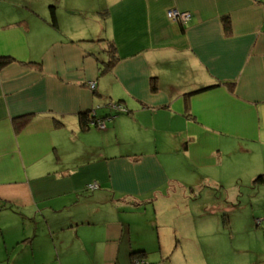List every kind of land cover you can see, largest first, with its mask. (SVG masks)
Returning <instances> with one entry per match:
<instances>
[{
	"label": "crops",
	"instance_id": "obj_1",
	"mask_svg": "<svg viewBox=\"0 0 264 264\" xmlns=\"http://www.w3.org/2000/svg\"><path fill=\"white\" fill-rule=\"evenodd\" d=\"M1 57L0 264H264L213 238L236 200L202 190L233 151L264 169V0H0Z\"/></svg>",
	"mask_w": 264,
	"mask_h": 264
},
{
	"label": "rangeland",
	"instance_id": "obj_2",
	"mask_svg": "<svg viewBox=\"0 0 264 264\" xmlns=\"http://www.w3.org/2000/svg\"><path fill=\"white\" fill-rule=\"evenodd\" d=\"M255 153L256 157L264 158V146L262 148L256 147ZM240 162H248L249 164L253 165L250 167V169H253L257 164V162L254 161V158L248 156L246 153H238L237 151H233L226 156V164L231 163V165L226 166L223 171L224 173L222 174V179L224 180L222 182L224 184V189H216L212 184H209L210 187L203 188L202 190L203 196H220L222 193L224 197H226V195H229L230 197H232V200H236V211H234V221L232 223L229 219L228 212H225L226 214L219 212V221H216L213 215H207V227L208 230L213 231V238L218 234H222L225 237L228 234L227 232L231 233L233 237L234 249L237 250L240 257H245L248 254L255 255L254 252H257L260 248L264 247V184L254 183V178L259 173H261L257 171L261 170L262 172H264V169H262L261 163L255 168L256 172L254 171L252 173L245 174L244 172H242L241 168L243 166L239 164ZM233 170L236 171L233 177L236 176L237 178L229 179ZM97 184V187L93 189L88 188V191L92 192L98 189L99 183L97 182ZM194 202L197 203L196 200ZM199 207L203 208L204 206L199 205ZM191 208L194 210V208L197 207L195 205H191ZM133 218L138 223L139 221L148 223V221H145L144 215L139 217L137 214L135 216L134 213ZM212 220L215 221L212 222ZM18 223L19 221L17 220L11 221L12 230L18 229ZM147 228L149 229V227ZM215 239L217 241H220L219 238ZM251 245L256 247H254V249H251L249 248V246ZM16 254L19 255L18 253ZM261 255H263V253L255 256L259 260ZM261 258L263 259V257Z\"/></svg>",
	"mask_w": 264,
	"mask_h": 264
},
{
	"label": "trees",
	"instance_id": "obj_3",
	"mask_svg": "<svg viewBox=\"0 0 264 264\" xmlns=\"http://www.w3.org/2000/svg\"><path fill=\"white\" fill-rule=\"evenodd\" d=\"M50 24H51L52 26H54V27H57V17H56V13H55L54 10H51ZM228 27H229V23H228V20L226 19V20H225V28H228ZM0 60H1V62H6V60H9V58H8V57H1ZM114 61H115V59H114L113 57H111V59L107 62V66L105 67V69H106L107 67H110L111 65H113ZM224 83H225V84H228L229 87H231V85L233 84L232 82H224ZM219 84H220V82H218V83H216V84H213V85L203 86V87H200V88H198L197 90L193 91L192 93H197V92H200V91H204V90H206V89H208V88L214 87L215 85H219ZM114 103H116V104H120V103H119V102H112V103L109 104L110 107H112V108L115 110V112H117L118 110L112 106ZM120 105H121V104H120ZM121 106H122V105H121ZM123 107H124V106H123ZM124 108H125V107H124ZM125 109H126V108H125ZM126 111H127V109H126L125 111H121V112L124 113V112H126ZM92 113H94V111H91V113H90V112H85V113L81 114V119H80V121H81V125H82V127H83V128H87V127H89V126H94L95 128H97V129H99V130H100V129H103V128L106 126V120H108L110 117H109V116H107V117H105V118H103V117H96V116H94V114H92ZM27 117H28V114L20 115L19 117H17V119H20V120H18V121H21V122L18 124L19 127H21V126L25 123ZM95 119H101V121H102L103 124H104V127H102V128H98L97 125H96L95 123H94V124L91 123V122H93V120H95ZM260 172H261V173H259V174L254 178V183L264 184V172H262V171H260ZM85 188L88 190L87 187H85ZM142 253H144V252L141 251V250L132 253V256H133L132 260H133L134 258H138V257H136L135 255H141ZM134 256H135V257H134Z\"/></svg>",
	"mask_w": 264,
	"mask_h": 264
},
{
	"label": "built area",
	"instance_id": "obj_4",
	"mask_svg": "<svg viewBox=\"0 0 264 264\" xmlns=\"http://www.w3.org/2000/svg\"><path fill=\"white\" fill-rule=\"evenodd\" d=\"M167 16H168V18H170V19L180 20V21L184 22V21H186V20L188 19L189 14H188L187 12H181V11H178V10H175V9H170V10L167 11ZM89 85H90L91 88H93L94 85H95V83H94V82H90ZM112 106H113L114 108H116L118 111H125V110H126V109H125L123 106H121L120 104H116V103H114ZM91 123H93V124L95 123V124L97 125L98 128H102V127H104V124H103V122L101 121V119H95V120H93V122H91ZM97 186H98V184H97V182H95V181L86 184V187H87V188H91V189H93V188H95V187H97ZM141 262H142V260H141L140 258H134V259H133V264H141Z\"/></svg>",
	"mask_w": 264,
	"mask_h": 264
}]
</instances>
